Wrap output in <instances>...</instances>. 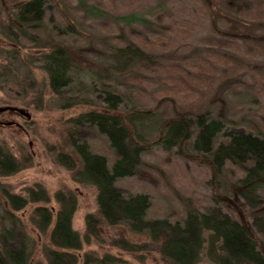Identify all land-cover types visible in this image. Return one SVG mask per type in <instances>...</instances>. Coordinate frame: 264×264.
<instances>
[{"label": "trees", "instance_id": "16d2710c", "mask_svg": "<svg viewBox=\"0 0 264 264\" xmlns=\"http://www.w3.org/2000/svg\"><path fill=\"white\" fill-rule=\"evenodd\" d=\"M10 11L0 34L14 47L1 49L7 57L0 89H24L21 68L14 66L29 72L33 66L45 74L35 91L38 105L47 86L62 109L91 106L68 120L70 151L56 155L75 181L96 190L98 217L87 215L84 236L73 228V193L56 192L53 210L40 184L24 195L0 184L12 211L38 204L32 221L40 231L50 230L48 264H79L83 245L99 241V224L145 235L170 264L204 258L209 264H264L248 227L221 207L191 203L174 219L154 217L148 193L119 186L153 168L145 157L154 147L169 161L170 152L189 151L211 168L214 189L255 211L252 226L264 237V131L238 124L248 115L242 121L231 116V97L250 87L247 74L259 68L250 57L264 55V0H16ZM242 66L247 71L240 72ZM250 79L264 89V80ZM97 141L105 151L95 148ZM26 166L0 143L1 177ZM14 212L12 227L0 217V264H28L31 255V239ZM149 243L119 237L112 245L134 252ZM122 262L110 254L82 258V264Z\"/></svg>", "mask_w": 264, "mask_h": 264}, {"label": "rangeland", "instance_id": "374dc122", "mask_svg": "<svg viewBox=\"0 0 264 264\" xmlns=\"http://www.w3.org/2000/svg\"><path fill=\"white\" fill-rule=\"evenodd\" d=\"M16 0H0V26L11 13L10 8ZM180 4V2H176ZM188 12L181 14L187 15ZM199 34V33H198ZM199 41V39H197ZM14 46L4 40L0 34V67L5 63L6 53L1 49H11ZM24 55L25 50H20ZM36 53L38 51L28 50ZM255 62L252 76L256 80H264V55L256 54L250 57ZM21 70L19 77L24 89L12 87L13 92L6 88L0 89V143L5 144L8 150L18 160H27L28 166L19 172L6 177L0 176V184L5 185L11 193L25 194V189L34 184L42 185L52 199L48 204L53 210L57 207L54 202V194L73 193L77 199V208L73 217V228L81 236L86 233V217L88 214H97L96 190L92 186L83 185L73 179L72 172L56 162L58 152H69L70 147L66 139L69 125L68 120L81 112L91 108L88 105H77L75 107L62 109L58 106L55 96L44 87L43 100L38 105L35 91L43 81L45 74L39 68L33 67L32 72L25 67L14 66V71ZM242 66L240 72L247 71ZM251 74H247L250 85L240 91V95L231 97V108L233 119L241 120L248 115L246 122H240L247 128L258 127L264 131V89L259 84L253 83ZM86 84V83H84ZM254 84V85H253ZM253 85V86H252ZM16 89V90H15ZM77 90V89H76ZM19 93V94H17ZM86 94V91L81 94ZM38 102V103H37ZM24 113H21L20 111ZM95 148L100 152L105 151L106 145L102 141L95 142ZM182 154L170 152V161L165 151L154 147L151 154L145 159L153 166L145 167L136 177L122 179L119 186L127 193L146 192L151 197L149 215L154 217L175 218V212L182 211L185 205L193 203L202 209L211 206H219L232 218L247 226L252 238L257 242L258 248L264 254V237L256 232L252 226V214L255 211L235 196L221 194V189H214L211 168L189 151ZM29 160V161H28ZM261 203L264 206V190L260 191ZM215 197L220 202L215 201ZM42 205L43 203H39ZM38 204H29L18 212L11 210L10 205L0 191V217L4 216L7 227L13 226L9 213H15L25 233L30 237L31 244L28 250L31 255L28 264H48L46 249L50 247L49 229L42 232L32 221V212ZM1 219V218H0ZM10 219V220H9ZM99 241L84 244L82 250L77 254L81 259L86 253L102 257L110 254L120 258V264H170L165 261L157 248V244L149 243V239L142 234L131 233L126 226L118 225L108 227L104 224L98 227ZM123 237L134 244L149 243L145 248L134 252H125L112 245L114 239ZM101 241V242H100ZM200 264H209L204 258Z\"/></svg>", "mask_w": 264, "mask_h": 264}, {"label": "water", "instance_id": "95a60500", "mask_svg": "<svg viewBox=\"0 0 264 264\" xmlns=\"http://www.w3.org/2000/svg\"><path fill=\"white\" fill-rule=\"evenodd\" d=\"M3 109H0V112L2 111ZM20 111V110H19ZM21 113H24L23 111H20ZM25 115H27L26 113H24Z\"/></svg>", "mask_w": 264, "mask_h": 264}]
</instances>
